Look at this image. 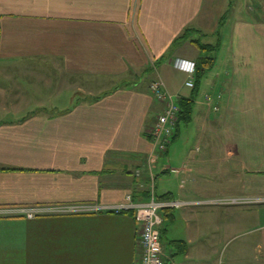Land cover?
Masks as SVG:
<instances>
[{"label": "crops", "instance_id": "crops-1", "mask_svg": "<svg viewBox=\"0 0 264 264\" xmlns=\"http://www.w3.org/2000/svg\"><path fill=\"white\" fill-rule=\"evenodd\" d=\"M228 2L0 0V82L8 83L0 97L9 112L0 117V208L114 205L127 193L145 200L148 130L162 110L148 84L160 78L169 92L190 96L177 64L198 55L192 41L173 43L186 29L194 38L202 33V42L218 40L214 66L197 88L204 81L221 98L216 112L197 107L200 129L178 165L176 192L157 188L170 174V146L158 158L157 195L194 202L236 196L237 182L241 196L264 199V19L238 15L235 6L226 12ZM58 96H70L68 106H45ZM211 124L217 131H208ZM209 138L220 140L217 153L228 152L229 173L218 156L210 170ZM209 175L228 183L227 191L209 187ZM260 213L249 231L255 264H264ZM163 214L164 264H236L234 256L215 263L236 232V206L192 203ZM179 224L166 252L162 233ZM139 228L132 210L0 215V264H138Z\"/></svg>", "mask_w": 264, "mask_h": 264}, {"label": "built area", "instance_id": "built-area-1", "mask_svg": "<svg viewBox=\"0 0 264 264\" xmlns=\"http://www.w3.org/2000/svg\"><path fill=\"white\" fill-rule=\"evenodd\" d=\"M177 68L187 74L188 78L184 85L193 88L195 85L194 72L195 62L192 60L181 59ZM156 67H154V71ZM149 91L155 99L161 104L162 110L156 115V118L148 130L151 149L146 156V166L149 173V180L145 187L147 197L143 201H135L132 194L127 193L124 201L114 205H100L94 203L79 204H57L49 206H30L0 208V215L4 214H24L26 218H34L43 214H76L93 213L99 211L123 212L132 210L135 220L140 224L139 228V246L141 254L138 264H164L162 260L163 248L161 244L160 227L163 224V210L180 208L192 203L208 204L215 206L245 204L251 202H264V199L256 197H214L200 201L177 200L168 198H159L156 191V176L153 169L160 155L167 151L175 134L179 119L180 107L178 104L181 98L177 94L168 91L164 81L160 78H152L148 84ZM220 94L213 97L211 94H205L206 106L217 111L219 109L218 99ZM186 171L185 165L181 168V173ZM138 173V171H136ZM184 180L180 181V187L184 186ZM261 200V201H260Z\"/></svg>", "mask_w": 264, "mask_h": 264}, {"label": "rangeland", "instance_id": "rangeland-1", "mask_svg": "<svg viewBox=\"0 0 264 264\" xmlns=\"http://www.w3.org/2000/svg\"><path fill=\"white\" fill-rule=\"evenodd\" d=\"M235 6L236 9V14H240L241 12V16L242 14H246L254 16L258 19H264V1L263 0H229L228 4L226 7H228V10L226 12L231 11L232 9H234L233 7ZM243 12V13H242ZM249 12V14H248ZM197 32V31H196ZM199 33V32H198ZM203 34L199 33L196 37L194 38L195 34H191L190 38L192 39H196V41L199 39H201V36ZM184 42V41H182ZM202 42V41H201ZM203 43V42H202ZM214 43V42H212ZM195 47V51H196V56L197 55H201V56H206L209 55L208 53L205 52H201L198 51L197 46L194 44ZM198 57V56H197ZM209 75V77L212 78H216V75H218V70H213ZM147 76H150V74H148ZM152 77L150 76V79ZM195 81V79H194ZM149 82V80H148ZM8 83L6 81H1L0 85H7ZM109 82H107V85L109 86ZM185 92L189 93L191 92V88L185 86L184 88ZM83 90V89H82ZM206 91V92H205ZM208 91V92H207ZM216 92V91H215ZM81 96L84 95L83 93H80ZM205 94H211L213 97H215L214 93H212L209 89H207V87L205 86L204 81L201 82L198 91L196 92V95L194 97V103L193 104V109H192V114H191V119L189 120V122L185 123L183 121L180 122V126H179V133L178 136L175 137V139L171 142L170 144V150H169V157H170V162H171V170H170V174L166 175V176H161L160 180H159V185L157 186L158 190L160 192H162L163 190H171L173 192L177 191V187H178V183H179V174H178V165L180 163H182V161L185 159L186 156V152L187 150H189V148L193 147L195 145V141H196V136L198 133V130L200 129V125L198 121H195L194 117L196 115V111H197V107H201L203 110L206 108V102H205ZM70 98V96L68 98H64L62 96H58L55 99H52L49 101V105H45V106H52L55 108H63L64 106H68L65 105L67 100ZM71 99V98H70ZM33 100V99H32ZM201 102V105H198L197 102ZM34 104V103H32ZM31 104V105H32ZM53 104V105H52ZM219 104V103H218ZM2 105H5V103H2L1 97H0V117L4 118L5 116H7L9 114L8 111H3L2 110ZM222 110H220L218 113H221ZM212 112H216L211 110ZM211 127L208 128V131L212 132L217 131L215 126L212 127L213 125H210ZM205 127V126H203ZM206 128V127H205ZM207 131V135L209 136V133ZM213 131V132H214ZM200 137V136H199ZM207 144H209L211 146V148H209V150H207V152L205 153V155H208L209 157V162H210V170H216L218 165H217V156L219 157V159L222 160V164L221 166L224 168V170L226 171V173L228 172V166L226 163L227 158L224 156V154H227V151L222 152L221 149L220 151L217 153L216 152V146L217 145H221L220 140H217V138H213L207 141ZM201 153V152H200ZM230 170V169H229ZM208 178L210 179L209 183V187H214V189H218V190H224L227 191L228 188V183H224V184H215L213 183V180L216 178L215 177H211L210 175L208 176ZM218 178H222V175L219 173ZM225 179L227 180V175L225 177ZM222 181V180H219ZM163 183H166L165 186L163 185ZM237 187H239V184L236 182V196H227V195H223L220 196L221 197H241V194H239V191L237 190ZM259 198V197H257ZM125 199V198H124ZM234 207L236 206V232H234V235L228 236L226 237L225 240V245L223 247V250L221 251L220 255L218 254L217 256H219V258L216 256V262H222V261H226L227 259H231L232 256L236 257V264H255V262L252 261V258L255 256L256 252H255V248H254V238H255V234L250 233L249 231L252 228H255L258 223L260 222L259 218H260V212L264 211V202H251V203H245V204H236L233 205ZM208 228L210 229L212 227V222L211 219H209V223H208ZM174 229L172 227L168 228V232H164L162 233V241L165 244V246L167 247L166 252H168V247L170 245V237H171V233L173 232H180L181 230L180 228V224L179 225H175L173 226ZM176 230V231H175ZM243 260L246 263H240L239 260Z\"/></svg>", "mask_w": 264, "mask_h": 264}, {"label": "trees", "instance_id": "trees-1", "mask_svg": "<svg viewBox=\"0 0 264 264\" xmlns=\"http://www.w3.org/2000/svg\"><path fill=\"white\" fill-rule=\"evenodd\" d=\"M186 40L192 41L197 46L198 51L208 53L209 55H206V56L198 55V57L194 61L196 65V69L194 72L195 85L191 89V93L188 98L181 97L178 101V104L180 107L179 119H178V123L176 126L175 134L172 137V141L174 140L175 136L177 135L179 131L180 122L183 121L187 123L191 119V114H192V109H193V104H194V97L196 95V92L198 91V88H197L198 84L201 81V79L205 76V74L214 66L215 52L218 50V47H219L218 40L215 41L214 43H205V42L202 43L201 39L200 40L198 39L197 41L196 39H191L188 29L182 32L174 40L173 43L176 44L179 41H186ZM164 210H167V209H164ZM162 215H163V218H165V215L163 213Z\"/></svg>", "mask_w": 264, "mask_h": 264}, {"label": "bare ground", "instance_id": "bare-ground-1", "mask_svg": "<svg viewBox=\"0 0 264 264\" xmlns=\"http://www.w3.org/2000/svg\"><path fill=\"white\" fill-rule=\"evenodd\" d=\"M261 201V200H260Z\"/></svg>", "mask_w": 264, "mask_h": 264}]
</instances>
